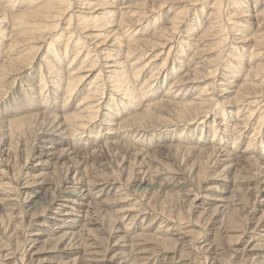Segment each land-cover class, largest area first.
Here are the masks:
<instances>
[{
  "label": "rangeland",
  "instance_id": "rangeland-1",
  "mask_svg": "<svg viewBox=\"0 0 264 264\" xmlns=\"http://www.w3.org/2000/svg\"><path fill=\"white\" fill-rule=\"evenodd\" d=\"M220 1L221 3L218 4ZM62 6H66L64 7L66 9ZM65 10L68 11L67 14ZM62 12H65V15ZM256 13H260L262 17L259 15L255 19L251 18ZM261 13L264 15V0H218V2L217 0H35V2L34 0H0V186L2 185L0 197L3 200L8 197V200L0 199V264H74L75 262L78 264L79 260L74 261L77 257L74 250L63 253L68 241L65 242V246L56 241V237L60 234L72 230L94 237L89 242L82 240L81 243L85 242L83 244L86 245L94 243L95 247H92L101 255L107 253V257L120 252L126 255L132 254L134 248H137V251L146 250L149 253L148 260L146 258L136 260L137 264H245V260L249 258L235 254L234 244L238 242L240 235L238 231H246L249 226L246 222L248 215L244 212L238 213L236 210L231 213V209L234 210V206L235 209L243 208V204H247L249 208L252 205L254 208L258 207L254 221L251 222L253 226L264 212V202L258 205L257 191H254L255 194H247L248 188L254 185V181L258 177H264V163H262L264 162V88H262L264 87L262 84L264 82V16ZM236 14L237 16L234 17ZM136 16L142 21L137 20ZM48 21L53 22L51 23L53 26ZM57 22L60 24L56 25ZM45 30L53 33H48L50 34L48 36L47 32L44 33ZM170 39L175 47L172 51L171 46L166 48ZM64 45L67 46L63 48ZM87 54L90 55L87 57ZM111 54L113 55L109 57ZM251 56L253 61L250 60ZM192 58L194 61H191ZM54 62L56 67L54 71H50L53 70L52 67L54 68ZM26 63H29L30 67ZM83 66H87L86 69ZM69 69L75 72L72 73ZM114 72L119 75L113 74ZM66 73L73 75L69 74L68 77ZM78 77L82 78V81ZM246 77H249V80ZM245 80L254 85L246 84ZM172 84L176 85L174 94L169 95L167 102H164L166 99L164 93ZM241 84L246 88L249 85L250 88H243ZM88 89L92 93L95 92V95ZM251 89L253 92H250ZM204 90H207V93ZM115 91L119 92L116 94ZM244 91H248V94L246 92L243 94ZM100 92L104 96H100ZM202 92L205 96H202ZM196 96L198 99L194 98ZM262 98L263 102H261ZM197 100L200 105L195 103ZM191 103L194 104L190 105ZM216 104L218 106L215 108ZM198 106L205 111L204 114ZM198 108L199 112L196 110ZM236 113L238 114L235 115ZM181 116H183L182 120ZM200 118L203 120H198ZM94 119L96 120L93 121ZM243 121L244 123L241 124ZM246 121L249 125L245 123ZM70 123H73V126ZM121 125L122 127L124 125L122 129H120ZM28 151L30 154L27 156ZM42 173L46 174L44 175L46 178ZM73 183L76 185L74 186ZM71 187H78L82 191L87 189V197L90 198L80 200L86 203L85 211L79 217H75L78 214L76 206L67 203L70 208H67L66 214H71L67 216V220H63L66 217L62 215L60 217L51 215L58 204H62L64 192ZM219 195L227 198L230 196L229 200H234L233 204L228 206L229 214L227 210L219 213L217 209L219 203L214 201V198L220 197ZM74 198L79 200V195H74ZM237 199L239 203H244L234 205ZM89 203H92V206ZM7 207H11L10 210ZM49 216L63 220L65 226L70 223L68 221L74 220V229L55 228L54 231L53 228L58 220L55 223L48 218ZM20 217L23 218L19 220ZM93 217L94 219H91ZM133 217L136 219H131ZM242 217L244 221L241 220ZM245 217L247 219H244ZM89 221L94 222L95 225L90 226V229L88 225L83 228V225L88 224ZM236 229L238 231L233 232ZM165 237L175 239L176 244ZM255 237L256 242L261 246L264 243L263 238L258 235ZM35 238L39 239L36 245L32 242ZM247 241V237L243 235L239 241L241 250L246 246ZM209 242H213L214 249H217L218 245L223 248L218 251V255H215V262L211 252L207 253V250L202 248ZM161 243L164 245L162 246ZM82 249L79 251L81 256L85 250ZM9 252L12 254L10 255ZM256 253L255 257L258 261L255 262L264 264V249L261 247ZM132 261V264L135 263Z\"/></svg>",
  "mask_w": 264,
  "mask_h": 264
},
{
  "label": "bare ground",
  "instance_id": "bare-ground-1",
  "mask_svg": "<svg viewBox=\"0 0 264 264\" xmlns=\"http://www.w3.org/2000/svg\"><path fill=\"white\" fill-rule=\"evenodd\" d=\"M52 1V0H51ZM58 1V0H57ZM63 1V0H62ZM108 1V0H107ZM172 1V0H171ZM197 1V0H196ZM30 2V1H29ZM28 2V3H29ZM32 2V1H31ZM34 2H35V0H34ZM38 1H36V3H37ZM50 2V1H49ZM67 2V1H66ZM75 2V1H74ZM82 2V1H81ZM102 2V1H101ZM195 2V1H194ZM201 2V1H200ZM217 2H218V0H217ZM41 3V2H40ZM44 3V2H43ZM54 3V2H53ZM57 3H59V2H57ZM87 3V2H86ZM108 3V2H107ZM221 3V1L218 3V4H220ZM31 4V3H30ZM39 4V3H38ZM65 4V3H64ZM63 4V5H64ZM239 4V3H238ZM237 4V5H238ZM35 5V4H34ZM33 5V6H34ZM51 5V4H50ZM91 5V4H90ZM95 4H93V6H94ZM215 5V4H214ZM241 5V4H240ZM36 6V5H35ZM42 6V5H41ZM47 6H48V4H47ZM58 6V5H57ZM66 6H67V3H66ZM66 6H62L63 7V9H66V8H64V7H66ZM103 6V5H102ZM216 6V5H215ZM40 7V6H39ZM43 7H45V6H43ZM70 7V6H69ZM214 7V6H213ZM217 7H218V5H217ZM217 7H215V8H217ZM241 7V6H240ZM57 8V7H56ZM55 8V9H56ZM105 8V7H104ZM237 8V7H236ZM50 9H51V7H50ZM62 9V10H63ZM67 9H69V8H67ZM72 9V8H71ZM86 9H88V8H86ZM122 9V8H121ZM148 9V8H147ZM39 10H41L40 8H39ZM42 10H43V8H42ZM47 10V9H46ZM49 10V9H48ZM47 10V11H48ZM70 10V9H69ZM96 10V9H95ZM158 10V9H157ZM215 10V9H214ZM217 10H218V8H217ZM217 10H215V12H217ZM244 10V9H243ZM59 11V10H58ZM64 11V10H63ZM126 11V10H125ZM139 11V10H138ZM143 11V10H142ZM219 11V10H218ZM30 12V11H29ZM43 12V11H42ZM50 12V11H49ZM61 12V11H60ZM65 12H66V10H65ZM64 12V13H65ZM68 12V11H67ZM67 12H66V14H67ZM124 12V11H123ZM122 12V13H123ZM127 13H129L128 11H126ZM148 12V11H147ZM213 12V11H212ZM47 14H48V12H46ZM55 13V12H54ZM63 13V12H62ZM63 13V14H64ZM121 13V14H122ZM130 13H132V12H130ZM135 13V12H134ZM134 13H133V15H134ZM138 13H141V12H138ZM163 13V12H162ZM262 13H263V11H262ZM261 13V14H262ZM51 14V13H50ZM61 14V13H60ZM62 14V15H63ZM70 14V13H69ZM112 14H114V13H112ZM146 14V13H145ZM153 14H154V12H153ZM212 14V13H211ZM214 14H216V13H214ZM219 14H221V13H219ZM218 14V15H219ZM239 14H241L240 12H239ZM238 14V15H239ZM245 14V13H244ZM33 15V14H32ZM65 15V14H64ZM151 15V14H150ZM209 15H210V12H209ZM250 15V14H249ZM260 15V13L258 14V13H256V14H254L251 18H253V19H255L256 18V16H259ZM263 15V14H262ZM52 16V15H51ZM56 16V15H55ZM103 16V15H102ZM108 16V15H107ZM116 16V15H115ZM141 16V15H140ZM146 16H148L147 14H146ZM212 16V15H211ZM237 16V14L234 16V17H236ZM240 16H242V15H240ZM244 16V15H243ZM261 16V15H260ZM264 16V15H263ZM48 17H50V16H48ZM54 17V16H53ZM61 17V16H60ZM71 17H72V15H71ZM104 17V16H103ZM106 17V16H105ZM104 17V18H105ZM114 17V16H113ZM137 17L138 16H136V19H137ZM209 17V16H208ZM207 17V18H208ZM215 17V16H214ZM218 17V16H217ZM229 17V16H228ZM262 17V16H261ZM106 18H108V17H106ZM139 18V17H138ZM211 18V17H210ZM244 18V17H243ZM259 18V17H258ZM25 19H26V17H25ZM46 19V18H45ZM48 19V18H47ZM50 19V18H49ZM56 19V18H55ZM99 19V18H98ZM98 19H97V21H98ZM101 19V18H100ZM140 19H142L141 17H140ZM209 19V18H208ZM247 19V18H246ZM245 19V20H246ZM36 20V19H35ZM41 20V19H40ZM51 20V19H50ZM53 20V19H52ZM71 20V19H70ZM102 20V19H101ZM111 20H113V18L111 19ZM110 20V21H111ZM137 20H139V19H137ZM145 20V19H144ZM143 20V21H144ZM220 20V19H219ZM219 20H218V22H219ZM257 20V19H256ZM39 21V20H38ZM45 21V20H44ZM122 21H124V19L122 20ZM121 21V22H122ZM126 21V20H125ZM139 21H142V20H139ZM139 21H136V23H140L141 24V22H139ZM174 21V20H173ZM177 21V20H176ZM182 21V20H181ZM207 21V20H206ZM210 21V20H209ZM214 21V20H213ZM213 21H212V23H213ZM221 22H223V20L221 19L220 20ZM49 22V21H48ZM53 22H55V20L53 21ZM53 22H51V23H53ZM60 22H61V20H60ZM106 22V21H105ZM108 22V21H107ZM129 22V21H128ZM178 22H180V21H178ZM247 22V21H246ZM24 23H25V21H24ZM27 23V22H26ZM50 23V22H49ZM50 23V24H51ZM110 23V22H109ZM108 23V24H109ZM130 23H131V21H130ZM175 23V22H174ZM181 23V22H180ZM206 23V22H205ZM249 23H252V22H249ZM248 23V24H249ZM28 24V23H27ZM43 24H45V23H43ZM56 24V23H55ZM54 24V25H55ZM60 23H58L57 22V24L56 25H59ZM182 24V23H181ZM218 24V23H217ZM257 24V23H256ZM33 25V24H32ZM48 25V24H47ZM46 25V26H47ZM52 26H53V24H51ZM112 25V24H111ZM131 25V24H130ZM180 25V24H179ZM198 25V24H197ZM209 25V24H208ZM215 25H216V22H215ZM250 25H252V24H250ZM249 25V26H250ZM254 25V24H253ZM24 26V25H23ZM45 26V27H46ZM50 26V25H49ZM126 26V25H125ZM124 26V27H125ZM137 26H138V24H137ZM176 26H178L177 24H176ZM181 26V25H180ZM179 26V27H180ZM210 26V25H209ZM208 26V27H209ZM213 26H214V24H213ZM216 26H218V25H216ZM215 26V27H216ZM236 26V25H235ZM34 27V26H33ZM32 27V28H33ZM36 27V26H35ZM58 27H60V26H58ZM70 27V26H69ZM112 27V26H111ZM172 27V26H171ZM214 27V28H215ZM219 27V26H218ZM224 27H226V26H224ZM223 27V28H224ZM237 27V26H236ZM254 27V26H253ZM37 28V27H36ZM57 28V27H56ZM109 28H110V26H109ZM127 28H129V27H127ZM217 28V27H216ZM221 28V27H220ZM244 28V27H243ZM30 29V28H29ZM39 29H41V28H39ZM53 29H55V28H53ZM66 29V28H65ZM124 29H126V28H124ZM123 29V30H124ZM174 29V28H173ZM176 29V28H175ZM209 29V28H208ZM218 29V28H217ZM52 30V29H51ZM58 30V29H57ZM119 30V29H118ZM122 30V29H121ZM129 30V29H128ZM214 29H212V31H213ZM223 30V29H222ZM236 30V29H235ZM246 30V29H245ZM22 31V30H21ZM41 31V30H40ZM39 31V32H40ZM48 30H45V32L44 33H46ZM54 31H56V30H54ZM68 31V30H67ZM125 31H127V30H125ZM172 31H175V30H172ZM206 31V30H205ZM224 31V30H223ZM38 32V31H37ZM52 31H49V32H47V35H48V33H51ZM101 32V31H100ZM118 32V31H117ZM177 32V31H176ZM235 32V31H234ZM242 32V31H241ZM32 33H34V32H32ZM53 33V32H52ZM237 34L238 33H240V32H236ZM22 34V33H21ZM102 34V33H101ZM100 34V35H101ZM105 34V33H104ZM241 34V33H240ZM246 34V33H245ZM244 34V35H245ZM42 35V34H41ZM41 35H39V36H41ZM50 35V34H49ZM48 35V36H49ZM74 35V34H73ZM176 35V34H175ZM236 35V34H235ZM43 36V35H42ZM72 36V35H71ZM23 37V36H22ZM30 37V36H29ZM72 37H74V36H72ZM94 37V36H93ZM117 37V36H116ZM176 37V36H175ZM68 38V37H67ZM69 38H70V36H69ZM172 38V37H171ZM238 38V37H237ZM46 39H47V37H46ZM60 39V38H59ZM80 39V38H79ZM161 39V38H160ZM202 39V38H201ZM236 39V38H235ZM246 38H244V40H245ZM21 40V39H20ZM58 40V39H57ZM99 40V39H98ZM238 40V39H237ZM1 41V40H0ZM27 41V40H26ZM25 41V42H26ZM70 41H71V38H70ZM121 41V40H120ZM168 41V40H167ZM197 41H198V39H197ZM225 41V40H224ZM233 41H236V40H233ZM248 41V40H247ZM250 41V40H249ZM33 42V41H32ZM38 42V41H37ZM41 42V41H40ZM58 42V41H57ZM195 42V41H194ZM199 42V41H198ZM232 42V41H231ZM240 42H242L241 41V39H240ZM244 42V41H243ZM43 43V42H42ZM139 43V42H138ZM137 43V44H138ZM168 44L166 45V48H168V47H170L171 46V48H170V50L172 51L173 49H175V47H174V43L172 42V39H170L169 40V42H167ZM173 43V44H172ZM259 43V42H258ZM38 44V43H37ZM68 44V43H67ZM152 44V43H151ZM54 45V44H53ZM135 45V44H134ZM237 45V44H236ZM259 45H260V43H259ZM65 46H67V45H64V47L63 48H65ZM85 46V45H84ZM101 46V45H100ZM115 46V45H114ZM141 46H143V45H141ZM155 46V45H154ZM157 46V45H156ZM199 46V45H198ZM55 47V46H54ZM68 47H69V44H68ZM79 47V46H78ZM103 47V46H102ZM140 47V46H139ZM258 47V46H257ZM137 48H138V46H137ZM163 48V47H162ZM241 48V47H240ZM253 48H255V46L253 47ZM253 48H252V50H253ZM140 49V48H139ZM138 49V50H139ZM155 50V49H154ZM169 50V52H171ZM81 51V50H80ZM79 51V52H80ZM108 51H110V50H108ZM153 51V50H152ZM163 51V53H164V50H162ZM161 51V52H162ZM235 51V50H234ZM243 51V50H242ZM255 50H253L252 52H254ZM105 52V51H104ZM151 52V51H150ZM65 53V52H64ZM68 53V52H67ZM89 53H91V52H89ZM106 53H108V52H106ZM52 54H54V53H52ZM55 54H57V53H55ZM80 54V53H79ZM92 54V53H91ZM161 54V53H160ZM239 54V53H238ZM241 54V53H240ZM256 54V53H255ZM260 54V53H259ZM81 55V54H80ZM88 55H90V54H87V57H88ZM105 55V54H104ZM113 54H111V55H109V57L110 56H112ZM158 55V54H157ZM156 55V56H157ZM261 55V54H260ZM119 56V55H118ZM219 56V55H218ZM217 56V57H218ZM253 57H254V55H252ZM251 56V57H252ZM28 57V56H27ZM33 57H36V56H34L33 55ZM53 57V56H52ZM60 57V56H59ZM58 57V58H59ZM76 57H77V55H76ZM90 57V56H89ZM233 57H235V56H233ZM253 57L252 58H250V60H254L253 59ZM66 58H67V56H66ZM131 58V57H130ZM130 58H128V59H130ZM230 58H232V57H230ZM260 58V57H259ZM53 59V58H52ZM61 59V58H60ZM59 59V60H60ZM90 59V58H89ZM127 59V60H128ZM158 59V58H157ZM239 59H241V58H239ZM75 60H76V58H75ZM122 60V59H121ZM126 60V61H127ZM166 60V59H165ZM196 60V59H195ZM219 60H220V58H219ZM16 61V60H15ZM53 61H54V59H53ZM61 61V60H60ZM117 61V60H116ZM120 61V60H119ZM125 61V62H126ZM191 61H194V59L192 58L191 59ZM218 61V60H217ZM238 61V60H237ZM251 61V62H252ZM57 62V61H56ZM74 62V61H73ZM122 62H124V61H122ZM234 62V61H233ZM33 63V62H32ZM75 63V62H74ZM84 63V62H83ZM191 63H193V62H191ZM215 63V62H214ZM218 63V62H217ZM27 64V66H28V64L29 63H26ZM54 65V68L52 67L51 69H53V70H50V71H54V69H55V67H56V65H55V62L53 63ZM119 64V63H118ZM216 64V63H215ZM15 65V64H14ZM46 65V64H45ZM85 65V64H84ZM119 65H121V64H119ZM118 65V66H119ZM149 65V64H148ZM190 65V64H189ZM5 66V65H4ZM49 66V65H48ZM116 66V65H115ZM128 66V65H127ZM126 66V67H127ZM146 66V65H145ZM28 67H30V66H28ZM85 69H86V67L85 66H83ZM113 67V66H112ZM133 67V66H132ZM198 66L196 65V68H197ZM218 68H220L219 66H217ZM20 68H21V66H20ZM25 68H27V67H25ZM48 68H50V67H48ZM92 68V67H91ZM115 68V67H114ZM117 68V67H116ZM121 68V67H120ZM133 68H135V67H133ZM148 68V67H147ZM215 68V67H214ZM44 69V68H43ZM58 69V68H57ZM130 69V68H129ZM143 69H144V67H143ZM179 69V68H178ZM251 69V68H250ZM19 70V69H18ZM48 70V71H49ZM60 70V69H59ZM84 70V69H83ZM116 70V69H115ZM119 70V69H118ZM123 70V69H122ZM121 70V71H122ZM134 70V69H133ZM212 70V69H211ZM47 71V72H48ZM69 71H70V69H69ZM86 71V70H85ZM88 71V70H87ZM90 71V70H89ZM207 71V70H206ZM213 71V70H212ZM225 71H227V70H225ZM4 72V71H3ZM13 72V71H12ZM21 72V71H20ZM70 72H72V71H70ZM75 72V71H74ZM74 72H72V73H74ZM76 72H77V70H76ZM79 72V71H78ZM106 72V71H105ZM113 72V71H112ZM115 72H117L118 73V71H115ZM113 73V74H116V73ZM123 72V71H122ZM133 72V71H132ZM135 72V71H134ZM133 72V73H134ZM192 72V71H191ZM260 72V71H259ZM258 72V73H259ZM56 73H57V71H56ZM83 73V72H82ZM101 73V72H100ZM136 73H137V71H136ZM209 73V72H208ZM207 73V74H208ZM257 73V74H258ZM9 74V73H8ZM17 74V73H16ZM46 74V73H45ZM48 74V73H47ZM66 74H68L67 76L69 77V74H71V73H66ZM81 74V73H80ZM103 74V73H102ZM123 74V73H122ZM158 74V73H157ZM166 74H168V73H166ZM189 75H192V74H190V73H188ZM257 74H255V75H257ZM7 75V74H6ZM50 75V74H49ZM73 74H71V76H72ZM104 75V74H103ZM117 75V74H116ZM119 75V74H118ZM117 75V76H118ZM126 75H128V74H126ZM134 75H136V74H134ZM137 75H139V74H137ZM153 75V74H152ZM160 75V74H159ZM165 75V74H164ZM260 75V74H259ZM74 76H75V74H74ZM106 76V75H105ZM110 76V75H109ZM194 76V75H193ZM234 76V75H233ZM249 76V75H248ZM254 75H251V77H253ZM16 77V76H15ZM43 77H45V76H43ZM64 77V76H63ZM81 77H82V75H81ZM86 77H87V75H86ZM85 77V78H86ZM104 77V76H103ZM119 77H121V76H119ZM130 77V76H129ZM136 77V76H135ZM138 77V76H137ZM188 77V76H187ZM251 77H250V80H251ZM261 77V76H260ZM259 77V78H260ZM41 78V77H40ZM71 78V77H70ZM77 78V77H76ZM76 78H74V79H76ZM83 78V77H82ZM81 78V79H82ZM84 78V79H85ZM89 78V77H88ZM96 78H97V75H96ZM107 78V77H106ZM113 78V77H112ZM115 78V77H114ZM157 78V77H156ZM167 78V77H166ZM165 78V79H166ZM195 78V77H194ZM247 78V77H246ZM249 78V77H248ZM247 78V79H248ZM256 78H258V76L256 77ZM3 79H5V78H3ZM17 79V78H16ZM15 79V80H16ZM43 79V78H42ZM65 79H67V77H65ZM78 79L79 80H81L80 79V77H78ZM99 79V78H98ZM116 79V78H115ZM154 78L152 77V81H154L153 80ZM193 79V78H192ZM224 79V78H223ZM227 79V78H226ZM253 79H255V78H253ZM252 79V80H253ZM54 80V79H53ZM69 80V79H68ZM67 80V81H68ZM93 80V79H92ZM95 80H97V79H95ZM104 80V79H103ZM157 79H155V81H156ZM183 80V79H182ZM194 80H196V79H194ZM249 80V79H248ZM248 80H245L244 82H246L247 81V83L246 84H249L250 86H251V84H253V83H251L250 84V82L248 81ZM43 81V80H42ZM57 81V80H56ZM60 81V80H59ZM72 81V80H71ZM76 81H78L77 79H76ZM82 81V80H81ZM80 81V82H81ZM109 81V80H108ZM114 81V80H113ZM113 81H111V82H113ZM178 81V80H177ZM258 81V80H257ZM262 81V80H261ZM104 82V81H103ZM106 82V81H105ZM116 82V81H115ZM124 82V81H123ZM183 82V81H182ZM227 82H229V79H228V81ZM243 82V84H245ZM253 82V81H252ZM256 82V81H255ZM263 82V81H262ZM261 82V83H262ZM45 83V82H44ZM79 83V82H78ZM95 83V82H94ZM108 83V82H107ZM117 83V82H116ZM189 83H190V80H189ZM195 83V82H194ZM197 83H198V81H197ZM232 83V82H231ZM258 83V82H257ZM260 83V84H261ZM41 84V83H40ZM60 84H61V82H60ZM67 84H70V83H67ZM66 84V85H67ZM92 84V83H91ZM99 83H97V85H98ZM106 84V83H105ZM146 84V83H145ZM145 84L143 85V86H145ZM176 85H177V83H175ZM171 85V87L169 88V89H167V91L164 93V96H166V99L164 100V102H167V97L169 96V95H171V94H174V86H176V85ZM178 84H180L179 83V81H178ZM221 84V83H220ZM246 84L244 85V86H246ZM263 85H264V82L262 83ZM262 84H261V87H262ZM78 85V84H77ZM102 85V84H101ZM109 85V84H108ZM111 85V84H110ZM109 85V86H110ZM113 85H117V84H113ZM126 86L128 85V84H125ZM154 85V84H153ZM158 85V84H157ZM191 85V84H190ZM230 85V84H229ZM242 85V84H241ZM249 85H248V88H246V87H243V85H242V87L243 88H246V89H249L250 87H249ZM254 85V84H253ZM259 85V84H258ZM90 86V85H89ZM93 86H94V84H93ZM95 86H96V84H95ZM112 86V85H111ZM120 86V85H119ZM185 86V85H184ZM228 86V85H227ZM260 86V85H259ZM43 87V86H42ZM67 87L68 86H66V89H67ZM98 88H99V86H97ZM114 87V86H113ZM116 87H118V86H116ZM178 87V86H177ZM180 87V86H179ZM187 87V86H186ZM255 87V86H254ZM60 88V87H59ZM70 88V87H69ZM94 88V87H93ZM92 87H91V89H93ZM111 88V87H110ZM122 88V87H121ZM129 88V87H128ZM176 88V87H175ZM188 88V87H187ZM191 88V87H190ZM242 88V89H243ZM253 88V87H252ZM262 88H264V87H262ZM61 89V88H60ZM90 89V88H89ZM88 89V90H89ZM104 89H105V86H104ZM120 89V88H119ZM133 89V88H132ZM142 89V88H141ZM184 89V88H183ZM210 89V88H209ZM226 89V88H225ZM224 89V90H225ZM256 89V88H255ZM255 89H254V91H255ZM42 90V89H41ZM68 90V89H67ZM100 91H102L101 89H99ZM145 90V89H144ZM179 90V89H178ZM244 90V89H243ZM252 90V89H251ZM250 90V92H253V90L251 91ZM264 90V89H263ZM44 91V90H43ZM90 91V90H89ZM93 91V90H92ZM95 91V90H94ZM106 91V90H105ZM121 91V90H120ZM129 91H131V88L129 89ZM134 91V90H133ZM141 91H143V90H141ZM185 91V90H184ZM205 91V90H204ZM212 91V90H211ZM215 91V90H214ZM226 91H227V89H226ZM238 91H240V90H238ZM238 91H236L237 93H238ZM116 92V91H115ZM119 92V91H118ZM118 92H116V94L118 93ZM128 92V91H127ZM135 92H136V90H135ZM206 93H207V90L205 91ZM235 92V93H236ZM245 92L247 93L248 91H244V93L243 94H245ZM249 92V93H250ZM259 92H260V90H259ZM55 93V92H54ZM90 93H92L91 91H90ZM90 93H89V95H90ZM95 93V92H94ZM94 93H92L93 95H95ZM97 93H99L98 91H97ZM179 93V92H178ZM184 93V92H183ZM186 93V92H185ZM216 93V92H215ZM231 93H233V92H231ZM230 93V94H231ZM256 93H258V91L256 92ZM255 93V94H256ZM7 94V93H6ZM130 94V93H129ZM134 94V93H133ZM191 94V93H190ZM227 94V93H226ZM239 94V93H238ZM248 94V93H247ZM246 94V95H247ZM251 94H253V93H251ZM261 94H263V93H261ZM3 95V94H2ZM30 95V94H29ZM131 95V94H130ZM177 95V94H176ZM181 95H182V92H181ZM180 95V96H181ZM187 95V94H186ZM201 95V94H200ZM199 95V96H200ZM236 95V94H235ZM259 95V94H258ZM58 96V95H57ZM91 96V95H90ZM100 96H104L103 95V93H102V95H101V92H100ZM190 96V95H189ZM193 96V95H192ZM202 96H205L204 95V93L202 92ZM212 96V95H211ZM237 97H240V95H236ZM242 96V95H241ZM249 96V95H248ZM256 96H257V94H256ZM261 96H263V95H261ZM110 97V96H109ZM113 96H112V94H111V98H112ZM132 97V96H131ZM143 97V96H142ZM183 98H184V95L182 96ZM187 97V96H186ZM198 96H196V97H194V98H196V99H198L197 98ZM201 97V96H200ZM200 97H199V100H200ZM247 97V96H246ZM96 98V97H95ZM104 98V97H103ZM102 98V99H103ZM188 98V97H187ZM191 98V97H190ZM193 98V97H192ZM194 98H193V100H194ZM214 98V97H213ZM212 98V99H213ZM264 98V97H263ZM263 98H262V100H261V102H263ZM96 99H98V98H96ZM106 99H107V97H106ZM177 99V98H176ZM248 99H250V97L248 98ZM254 99H257V98H254ZM90 100V99H89ZM101 100V99H100ZM111 100V99H110ZM172 100V99H171ZM201 100H202V98H201ZM209 100H211V99H209ZM223 100H225V99H223ZM235 100V99H234ZM240 100H241V98H240ZM243 100V99H242ZM29 101V100H28ZM98 101V100H97ZM122 101V100H121ZM169 101V100H168ZM195 101V100H194ZM212 101V100H211ZM210 101V102H211ZM213 101H215V100H213ZM238 101H239V99H238ZM248 101V100H247ZM258 100H256V102H257ZM259 101H260V99H259ZM137 102H138V99H137ZM170 102V101H169ZM190 102H192V101H190ZM190 102H188V104L190 103ZM198 102V100L195 102L196 104H201V103H197ZM237 102V101H236ZM253 102V101H252ZM251 102V103H252ZM92 103V102H91ZM95 103V102H94ZM121 103V102H120ZM123 103V102H122ZM130 103V102H129ZM129 103H127V105L129 104ZM212 103V102H211ZM216 103H217V101H216ZM223 103V102H222ZM239 103V102H238ZM237 103V104H238ZM244 103H245V101H244ZM247 103V102H246ZM250 103V104H251ZM255 102H253V104H254ZM96 104V103H95ZM180 104H181V102H180ZM188 104H186V105H188ZM194 103H191L190 105H193ZM195 104V105H196ZM204 104V103H203ZM210 104V103H209ZM233 104V103H232ZM235 104V103H234ZM240 104V103H239ZM249 104V103H248ZM256 104V103H255ZM54 105V104H53ZM123 105V104H122ZM129 105H131V104H129ZM182 106H183V103L181 104ZM185 105V104H184ZM189 105V106H190ZM211 105V104H210ZM220 105V104H219ZM243 105V104H242ZM259 105H260V103H259ZM91 106H93V105H91ZM98 107H99V105H97ZM212 106H213V104H212ZM218 105L216 104V106H215V108L217 107ZM221 106V105H220ZM227 106V105H226ZM238 106V105H237ZM240 106V105H239ZM251 106V105H250ZM81 107V106H80ZM101 107V106H100ZM199 107V106H198ZM223 107V106H222ZM243 107H245V106H243ZM243 107H241L242 109H244ZM248 107V105L246 106V108ZM256 107V106H255ZM126 108H128V107H126ZM196 108V107H195ZM200 108V107H199ZM199 108L198 109H196L197 110V112H199L198 110H199ZM214 108V109H215ZM239 108V107H238ZM257 108V107H256ZM91 109V108H90ZM109 109H111L110 107H109ZM205 109V108H204ZM211 109H213V108H211ZM261 109H262V107H261ZM260 109V110H261ZM95 110H96V107H95ZM98 110V109H97ZM200 110H201V108H200ZM260 110H259V112H260ZM202 111V110H201ZM212 111V110H211ZM214 111V110H213ZM222 111H224V110H222ZM255 111H257V109L255 110ZM255 111H254V113H255ZM78 112V111H77ZM99 112V111H98ZM183 112V111H182ZM205 113V111H202V113ZM249 112H251V111H249ZM258 112V113H259ZM74 113H76V112H74ZM181 113V112H180ZM195 113V112H194ZM203 113V114H204ZM223 113V112H222ZM239 113H241L240 112V110H239ZM244 113V112H243ZM257 113V112H256ZM45 114V113H44ZM90 114V113H89ZM183 114H184V112H183ZM182 114V115H183ZM199 115H201L200 113H198ZM207 114V113H206ZM209 114V113H208ZM238 113H236L235 115H237ZM251 113H249V115H250ZM262 114H263V111H262ZM32 115V114H31ZM35 115V114H34ZM80 115V114H79ZM96 115V114H95ZM181 115V114H180ZM185 115V114H184ZM196 115V114H195ZM243 115V114H242ZM259 115V114H258ZM97 116V115H96ZM186 116V115H185ZM189 116H191V115H189ZM196 116H198V115H196ZM246 116V115H245ZM45 117V116H44ZM67 117H69V115L67 116ZM71 117H73L72 116V114H71ZM83 117V116H82ZM81 117V118H82ZM182 117L183 116H181V120H182ZM200 117V116H199ZM199 117H197V118H199ZM206 117V116H205ZM242 117V116H241ZM247 117V116H246ZM263 117H264V115H263ZM81 118H79V120L81 119ZM89 118V117H88ZM88 118H87V120H88ZM97 118V117H96ZM190 118H192V116L190 117ZM196 118V117H195ZM253 118V117H252ZM36 119V118H35ZM50 119V118H49ZM85 119H86V117H85ZM92 119V118H91ZM108 119V118H107ZM178 119H179V116H178ZM231 119V118H230ZM238 119H240V118H238ZM242 119L243 118H241V120L240 121H242ZM262 118H260V120H261ZM44 120V119H43ZM68 120V119H67ZM90 120V119H89ZM96 119H94L93 121H95ZM135 120V119H134ZM137 120V119H136ZM135 120V121H136ZM183 120H184V118H183ZM197 120V119H196ZM198 120H203V119H198ZM246 120H248L247 118H246ZM42 121V120H41ZM77 121V120H76ZM92 121V122H93ZM239 121V122H240ZM46 122V121H45ZM56 122V121H55ZM75 122V121H74ZM103 122V121H102ZM107 122H109V121H107ZM111 122V121H110ZM125 122V121H124ZM180 122V121H179ZM198 122V121H197ZM262 122V121H261ZM260 122V124H262ZM114 123V122H113ZM181 123V122H180ZM180 123H178V124H180ZM182 123H183V121H182ZM186 123V122H185ZM202 123V122H201ZM242 123H244V121L243 122H241V124ZM246 124H247V121L245 122ZM66 124H68V123H66ZM71 124V123H70ZM73 124V123H72ZM71 124V125H72ZM84 123H82V125H83ZM122 124H123V122H122ZM127 124V123H126ZM178 124H177V126H178ZM237 124H238V122H237ZM251 124V123H250ZM91 125V124H90ZM112 125V124H111ZM186 125V124H185ZM247 125H249V124H247ZM73 126V125H72ZM71 126V127H72ZM74 126H77L76 124H74ZM108 126V125H107ZM126 126V125H125ZM174 126V125H173ZM239 126H241V125H239ZM243 126V125H242ZM258 126H259V124H258ZM88 127V126H87ZM112 127V126H111ZM121 128L120 129H122L123 127H124V125H123V127H122V125L120 126ZM139 127V126H138ZM169 127V126H168ZM221 127V126H220ZM224 127V126H223ZM228 127V126H227ZM236 127V126H235ZM247 127H249V126H247ZM257 127V126H256ZM67 128V127H66ZM77 128H78V126H77ZM109 128V127H108ZM128 128H130L129 127V125H128ZM179 128V127H178ZM243 128V127H242ZM260 128V127H259ZM53 129V128H52ZM52 129H51V131H52ZM135 129V128H134ZM180 129V128H179ZM246 129V128H245ZM261 129V128H260ZM57 130H58V128H57ZM57 130H55V131H57ZM63 130V129H62ZM66 130V129H65ZM70 130V129H69ZM110 130V129H109ZM114 130V129H113ZM129 130H131V128L129 129ZM143 130H145V129H143ZM227 130V129H226ZM229 130V129H228ZM64 131V130H63ZM231 131H232V129H231ZM61 132V131H60ZM67 132V131H66ZM65 132V133H66ZM69 132H71V131H69ZM74 132V131H73ZM79 132V131H78ZM142 132V131H141ZM226 132V131H225ZM239 133H242V131L240 132V131H238ZM253 132V131H252ZM257 132V131H256ZM261 132V131H260ZM41 133V132H40ZM76 133H77V131H76ZM219 133H221V132H219ZM62 134V133H61ZM235 134V133H234ZM253 134V133H252ZM258 134H259V129H258ZM71 135V134H70ZM223 135V134H222ZM233 135V134H232ZM242 135V134H241ZM256 135H257V133H256ZM42 136V135H41ZM64 136V135H63ZM137 136V135H136ZM40 137V136H39ZM71 137V136H70ZM138 137V136H137ZM148 137V136H147ZM171 137V136H170ZM235 137V136H234ZM68 138V137H67ZM139 139V138H138ZM235 139H237V138H235ZM239 139V138H238ZM187 140H188V138H187ZM263 140V139H262ZM191 141V140H190ZM222 141V140H221ZM238 141V140H237ZM199 142V141H198ZM223 142V141H222ZM264 142V141H263ZM221 144V143H220ZM225 144V143H224ZM263 144V143H262ZM215 145V144H214ZM226 145V144H225ZM233 145H235L234 143H233ZM197 146V145H196ZM220 146V145H219ZM141 147V146H140ZM199 147V146H198ZM198 147H196V150H197V148ZM212 147H213V145H212ZM215 147V146H214ZM213 147V148H214ZM259 147H260V145H259ZM48 148H50V147H48ZM216 148V147H215ZM232 148H233V146H232ZM69 149H70V147H69ZM179 149V148H178ZM190 149V148H189ZM217 149H218V147H217ZM230 149V148H229ZM247 149V148H246ZM256 149V148H255ZM50 150V149H49ZM54 150V149H53ZM63 150V149H62ZM65 150L67 151V149L65 148ZM195 150V149H194ZM219 150H221L220 149V147H219ZM43 151V150H42ZM64 151V150H63ZM69 151V150H68ZM229 151V150H228ZM228 151H226L227 153H228ZM246 152H247V150H245ZM249 151V150H248ZM29 152V151H28ZM26 153L27 154V156H28V154H30V152L29 153ZM74 152V151H73ZM73 152H70V153H73ZM216 152V151H215ZM219 152V151H218ZM225 152V153H226ZM231 152V151H230ZM246 152H244L245 154H246ZM65 153V152H64ZM201 153H203V152H201ZM212 153V152H211ZM217 153V152H216ZM25 154V155H26ZM50 154V153H49ZM61 154V153H60ZM65 155V154H64ZM71 155V154H70ZM222 155V154H221ZM248 155V154H247ZM41 156V155H40ZM49 156V155H48ZM47 156V157H48ZM54 156V155H53ZM58 156V155H57ZM63 156V155H62ZM213 156V155H212ZM43 157H44V155H43ZM216 157H218V156H216ZM230 157V156H229ZM249 157H250V155H249ZM248 157V158H249ZM51 158H53V157H51ZM233 158H235V157H233ZM232 158V159H233ZM241 158V157H240ZM239 158V159H240ZM251 158H252V160H253V157L251 156ZM53 159H55V158H53ZM63 159V158H62ZM218 159V158H217ZM237 159V158H236ZM238 159V160H239ZM52 160V159H51ZM51 160H49L50 162H52L53 163V161H51ZM61 160V159H60ZM234 160V159H233ZM48 161V160H47ZM219 161V160H218ZM223 161H227V160H223ZM231 161V160H230ZM250 162V161H249ZM47 163V162H46ZM235 163V162H234ZM262 163H264V162H262ZM58 164V163H57ZM232 165H233V163H231ZM237 164V163H236ZM38 165V164H37ZM43 165V164H42ZM235 165V164H234ZM233 165V166H234ZM47 166V165H46ZM229 166V165H228ZM259 166V165H258ZM48 167V166H47ZM51 168V167H50ZM52 168H54V167H52ZM227 168H229V167H227ZM226 168V169H227ZM72 169V168H71ZM231 169H232V167H231ZM230 169V170H231ZM75 171H77V170H75ZM229 171V170H228ZM256 171V170H255ZM240 172V171H239ZM262 173V172H261ZM25 174V173H24ZM23 174V175H24ZM43 174V173H42ZM22 175V176H23ZM40 176H41V174H39ZM46 176V174H43V176ZM64 175V174H63ZM67 175V174H66ZM172 175V174H171ZM260 175H262V174H260ZM28 176V175H27ZM35 176V175H34ZM44 176V177H45ZM255 176V175H254ZM257 176V175H256ZM25 177H26V175H25ZM25 177H24V179H25ZM29 177H30V174H29ZM38 177V175L36 176V178ZM42 177V176H41ZM65 177H67V176H65ZM250 177V176H249ZM248 177V178H249ZM46 178V177H45ZM147 178V177H146ZM252 178V177H251ZM259 178V177H258ZM256 179V181H254V185L251 187H249L248 188V193L247 194H250V193H254V191L256 190L257 191V193L259 194V200L257 201L258 202V205H261V204H263V202H264V177L263 176H261L259 179ZM28 179V178H27ZM30 179V178H29ZM29 179H28V181H29ZM74 179H76V178H74ZM252 179H254V178H252ZM34 180V179H33ZM38 180V179H37ZM250 180V179H249ZM249 180H247V181H249ZM27 180H25V182H26ZM27 181V182H28ZM30 181H31V179H30ZM35 181V180H34ZM62 181H65V180H62ZM61 181V182H62ZM39 182V181H38ZM182 182V181H181ZM1 183V182H0ZM36 183V182H35ZM43 183V182H42ZM67 183V182H66ZM108 183V182H107ZM114 183V182H113ZM171 183V182H170ZM246 183H248V182H246ZM30 184H31V182H30ZM37 184V183H36ZM74 184V186L76 185V183H73ZM88 184V183H87ZM109 184V183H108ZM174 184V183H173ZM177 184H178V182H177ZM182 184H184L183 182H182ZM23 186H24V183L22 184ZM78 185V184H77ZM180 185V184H179ZM185 185V184H184ZM9 186V185H8ZM29 186V185H28ZM52 186V185H51ZM94 186V185H93ZM98 186V185H97ZM117 186V185H116ZM190 186V185H189ZM1 188H2V185L0 186ZM25 187V186H24ZM27 187V186H26ZM35 187V186H34ZM90 187V186H89ZM180 187V186H179ZM183 187H185V186H183ZM8 187H6V189H7ZM64 188V187H63ZM62 188V189H63ZM174 188H175V186H174ZM177 188V187H176ZM187 188V187H186ZM37 189V188H36ZM35 189V190H36ZM11 190V189H10ZM20 190V189H19ZM101 190V189H100ZM180 190V189H179ZM238 190V189H237ZM21 191V190H20ZM89 191V190H88ZM173 191H175V190H173ZM184 191V190H183ZM247 191V190H246ZM2 192V191H1ZM5 192V191H4ZM8 192V191H7ZM11 192H12V190H11ZM63 192V191H62ZM100 192V191H99ZM176 192V191H175ZM175 192H174V194H175ZM15 193V192H14ZM23 193V192H22ZM65 196H64V198L62 199V204H58V207L57 208H55V211H54V213L53 214H51V215H58V217H60L61 215L62 216H64V217H66V219H63V220H67V216H71V214L70 213H67L66 214V212H67V208H70V206H68V205H66L67 203H69V204H71V205H73V206H76V208H77V212H78V214L75 216V214L73 215V217L75 216V217H79L82 213H83V211H85V207H87L86 206V203L84 202V201H82V202H80V200H84V199H87L88 197H87V189L86 190H83L82 191V189H80V188H78V187H75V188H68L65 192ZM109 193V192H108ZM241 193V192H240ZM2 194V193H1ZM11 194H13V193H11ZM17 194V193H16ZM28 194V193H27ZM26 194V195H27ZM62 194V193H61ZM76 194H78L79 195V200L77 199V198H74V195H76ZM95 194V193H94ZM104 194H106V193H104ZM231 194V193H230ZM243 194V193H242ZM255 194V193H254ZM3 195V194H2ZM7 195H9V194H7ZM14 195V194H13ZM21 195V194H20ZM19 195H17V197H18ZM60 196V195H59ZM94 196V195H93ZM220 196V195H219ZM252 196V195H251ZM3 197V196H2ZM15 197V196H14ZM28 197V196H27ZM56 197H58V196H56ZM230 197V196H229ZM229 197L227 198V197H223V196H220V197H216V198H214L215 200L214 201H217L218 203H219V207H217V209H219L218 211H219V213L221 214L222 212H224V211H226L227 210V214H229V212H228V206H230V204H233V202H234V200H232V201H230L229 200ZM232 197V196H231ZM246 197V196H245ZM248 197V196H247ZM7 198V200H8V197H6ZM5 198V199H6ZM12 198V197H11ZM10 198V199H11ZM90 198V197H89ZM88 198V199H89ZM213 198V197H212ZM0 199L2 200V201H4L1 197H0ZM9 199V200H10ZM19 199V198H18ZM55 199V198H54ZM65 199V200H64ZM93 199V198H92ZM125 199V198H124ZM127 199V198H126ZM231 199V198H230ZM234 199V198H233ZM250 199V198H249ZM6 200V201H7ZM248 200V199H247ZM15 201V200H14ZM17 201V200H16ZM20 200H18V202H19ZM31 201V200H30ZM50 201V200H49ZM86 201V200H85ZM92 201H94V200H92ZM236 202L234 203V205H236V204H241V203H239L240 201L237 199V200H235ZM243 201H246V200H243ZM12 202V201H11ZM23 202V201H22ZM32 202H34V200L32 201ZM0 203H1V201H0ZM6 203V202H5ZM58 203V202H57ZM244 203V202H243ZM242 203V204H243ZM15 205H16V203H14ZM19 204H21V203H19ZM23 204V203H22ZM27 204V203H26ZM32 204V203H31ZM37 204H38V202H37ZM51 204V203H50ZM53 204V203H52ZM90 205L92 204V203H89ZM6 205V204H5ZM10 205V204H9ZM12 205V204H11ZM17 205H18V203H17ZM30 205V204H29ZM33 205V204H32ZM233 205V206H234ZM244 206H243V208H237V209H235V206H234V210H232L231 208H229V211H230V209H231V213H233V212H235V210H236V212H244V213H247V215H248V221H246V222H248V227H247V229H246V231L245 230H242V231H238V229H236V230H233V232L234 231H238V232H240V235H238V242H236L235 244H234V247H235V250H234V252H235V254H237V255H241L242 257H244V256H247L249 259H246L245 260V264H258L257 262H255L256 260H257V258L255 257L256 255H257V251L262 247V249H264V243L263 244H261V246L260 245H258L259 243H257L256 242V235H258L259 237H261V238H263L262 240H264V212H263V215L258 219V221H257V223H256V225L255 226H253V223H252V225H251V222H253L254 221V216L256 215L255 213L257 212V209H258V207L257 208H254V206L252 205V207L251 208H249V207H247V204H243ZM3 206V205H2ZM28 206V205H27ZM55 206H57V205H55ZM92 206V205H91ZM143 206V205H142ZM237 206V205H236ZM242 206V205H241ZM249 206H251V205H249ZM4 207V206H3ZM12 207V206H11ZM10 207V208H11ZM35 207V206H34ZM37 207V206H36ZM79 207V208H78ZM256 207V206H255ZM8 208V207H7ZM10 208H8L9 210H10ZM22 208V207H21ZM24 208V207H23ZM32 208V207H31ZM37 208H39V207H37ZM42 208V207H41ZM40 208V209H41ZM44 208V207H43ZM49 208V207H48ZM53 208V207H52ZM98 208V207H97ZM142 208V207H141ZM144 208V207H143ZM247 209V208H249V209H247L246 211L244 210V209ZM7 209V210H8ZM45 209V208H44ZM49 209H51V208H49ZM88 209V208H87ZM91 209V208H90ZM100 209V208H99ZM5 211H6V209H4ZM17 210V209H16ZM21 210V209H20ZM29 210H30V208H29ZM28 210V211H29ZM37 210V209H36ZM45 210H47V209H45ZM93 210H95V209H93ZM144 210V209H143ZM38 211V210H37ZM50 211V210H49ZM92 211V210H91ZM100 211V210H99ZM136 211H138V210H136ZM196 211V210H195ZM233 211V212H232ZM259 211V210H258ZM7 212V211H6ZM5 212V213H6ZM18 212V211H17ZM23 212H24V210H23ZM31 212V211H30ZM32 212H33V210H32ZM31 212V213H32ZM39 212V211H38ZM41 212V211H40ZM45 212V211H44ZM48 212V211H47ZM53 212V211H52ZM51 212V213H52ZM141 212V214H142V211H140ZM144 212V211H143ZM147 212V211H146ZM217 212V211H216ZM8 213V212H7ZM6 213V214H7ZM34 213V212H33ZM32 213V214H33ZM72 213V212H71ZM88 213V212H87ZM97 213V212H96ZM138 213H139V211H138ZM218 213V214H219ZM12 214V213H11ZM18 214V213H17ZM26 214V213H25ZM25 214H24V216H25ZM28 215H30L29 213H27ZM47 214V213H46ZM45 214V215H46ZM219 214V215H220ZM226 214V213H225ZM16 215V214H15ZM14 215V217H16ZM86 215V214H85ZM89 215V214H88ZM137 215V214H136ZM140 215V214H139ZM232 215V214H231ZM234 215H237V214H234ZM239 215V214H238ZM237 215V216H238ZM35 216V215H34ZM127 216V215H126ZM233 216V215H232ZM244 216H246V215H244ZM8 217V216H7ZM19 217V216H18ZM58 217H53V216H49L48 218L50 219V220H54V222L56 223L57 221L56 220H58V222L56 223V226H54V231H55V228L56 229H58L59 230V228L60 229H63V228H67V229H69V230H72V228L74 229V227H73V221L74 220H72V222L71 221H68V222H70L69 224H67L66 226L62 223L63 222V220H59L58 219ZM81 217H83V216H81ZM87 217V216H86ZM89 217V216H88ZM136 217V216H135ZM225 217V216H224ZM231 217V216H230ZM11 218H12V216H11ZM10 218V219H11ZM21 218H23V217H20L19 218V220L21 219ZM24 218H26V216L24 217ZM36 218H38L37 216H36ZM145 218V217H144ZM88 219V218H87ZM91 219H94V217L93 218H91ZM131 219H136V218H131ZM168 219V218H167ZM226 219H228L227 217H226ZM239 219H241V218H239ZM244 219H247L246 217L244 218ZM23 220V219H22ZM163 220V219H162ZM212 220V219H211ZM241 220H243V217H242V219ZM135 221V220H134ZM133 221V222H134ZM168 221V220H167ZM171 221H172V219H171ZM215 222H216V220H214ZM244 221V220H243ZM153 222H154V220H153ZM152 222V223H153ZM163 223H164V220L162 221ZM222 222H223V219H222ZM225 222V221H224ZM223 222V223H224ZM17 223V222H16ZM35 223V222H34ZM86 223H88V222H86ZM90 223V224H89ZM89 223L88 224H84L83 225V228L86 226V225H88L87 227L89 228L90 226H93V225H95V223L94 222H92V221H89ZM151 223V222H150ZM210 223V222H209ZM234 223H235V220H234ZM237 223H239V222H237ZM236 223V224H237ZM18 224V223H17ZM39 224V223H38ZM77 224V223H76ZM207 224H208V222H207ZM206 223H205V225H207ZM213 224V223H212ZM220 224H221V222H220ZM226 225H227V223H225ZM235 224V226H237ZM40 225V224H39ZM58 225H60V227L58 226ZM149 225V224H148ZM163 225V224H162ZM162 225L160 226V227H162ZM166 225V224H165ZM222 225V224H221ZM225 225V226H226ZM229 225V224H228ZM15 226V225H14ZM45 226V225H44ZM75 226V225H74ZM172 226H173V224H172ZM204 226V225H203ZM208 226V225H207ZM224 226V225H223ZM234 226V227H235ZM12 227V225L10 226V228ZM16 227V226H15ZM17 227H18V225H17ZM147 227V226H146ZM157 227V226H156ZM159 227V228H160ZM174 227V226H173ZM231 227V226H230ZM237 227H239V225L237 226ZM237 227H235V228H237ZM241 227H243V226H241ZM245 227H246V223H245ZM14 228V227H13ZM76 228V227H75ZM149 228V227H148ZM152 228V227H151ZM220 228L222 229V227L220 226ZM219 228V229H220ZM225 228V227H224ZM228 228V227H227ZM226 228V229H227ZM233 228V227H232ZM234 228V229H235ZM47 229V228H46ZM90 229V228H89ZM176 229H177V227H176ZM242 229V228H241ZM146 230V229H145ZM144 230V232H146ZM157 230H158V228H157ZM174 230V229H173ZM216 230V229H215ZM228 230V229H227ZM226 230V231H227ZM53 231V230H52ZM162 231V230H161ZM225 231V230H224ZM225 231V232H226ZM60 232H62V231H60ZM165 232V231H164ZM210 232V231H209ZM217 232H219V231H217ZM216 232V233H217ZM222 232V231H221ZM220 232V233H221ZM224 232V233H225ZM38 233V232H37ZM37 233H36V235H37ZM143 233V232H142ZM229 233V232H228ZM236 233V232H235ZM39 234H40V232H39ZM145 235H146V233H144ZM149 234V233H148ZM156 234H158V233H156ZM13 235V234H12ZM16 235V234H15ZM36 235H33L34 237L36 236ZM140 235V234H139ZM143 235V234H142ZM151 235V234H150ZM155 235V234H154ZM222 235V234H221ZM233 235H235V234H233ZM243 235H244V237H247V239H248V241H247V243H246V246L241 250V243H239V241L243 238ZM17 236V235H16ZM38 236V235H37ZM156 236V235H155ZM157 236H159V235H157ZM162 236V235H161ZM161 236H159V237H161ZM232 236V235H231ZM82 237H83V239H82ZM136 237V236H135ZM138 237V236H137ZM153 237V236H152ZM158 237V238H159ZM170 237H172V235L170 236ZM222 238H223V236H221ZM225 237V236H224ZM236 237H237V235H236ZM15 238H18V237H15ZM58 238V239H57ZM148 238H149V236H148ZM151 238V237H150ZM163 238V237H162ZM161 238V239H162ZM165 238H167V237H165ZM234 238V237H233ZM94 239V237H89V236H86L85 234H83V232H80V231H69V232H65V233H62V234H60L58 237H56V241H58L60 244H62V245H64L65 244V242L66 241H68V244H66V248H64L63 249V253L64 252H70L71 250H74L75 251V254L77 255V257L74 259V261L75 260H79L78 261V264H132L131 263V260H133L134 262L136 261V260H144L145 258L148 260V258H147V255L149 254L148 252H146V250H144L143 249V251H140L139 249V251H137V248H134V251L132 252V254H127L126 255V253H117V254H115V255H113L112 257H107V253L104 255V253H102L103 255H101V253L100 252H98V250L96 249V248H94L95 246H94V243H88L89 245H86V244H83V243H85V242H83V243H81L82 242V240H84V241H87V242H89V241H91V240H93ZM168 239V238H167ZM170 239V238H169ZM169 239H168V241H169ZM178 239V238H177ZM218 239H220V238H218ZM260 239V238H259ZM39 239H37V238H35V239H33L32 240V242L36 245V242L38 241ZM77 240V241H76ZM132 240V239H131ZM134 240V239H133ZM132 240V241H133ZM136 240V239H135ZM149 240H151V239H149ZM159 241H160V239H158ZM237 240V239H236ZM245 240V239H244ZM31 241V240H30ZM140 241V240H139ZM146 241H148V240H146ZM156 241V240H155ZM163 241V240H162ZM161 241V242H162ZM164 241H165V239H164ZM170 241H172V242H174L175 243V239H170ZM137 242V241H136ZM142 242H143V240H142ZM216 242V241H215ZM264 242V241H263ZM29 243V242H28ZM57 243V242H56ZM135 243V242H134ZM138 243V242H137ZM165 243V242H164ZM168 242L166 241V244H167ZM31 244V243H30ZM97 244V243H96ZM132 244H133V242H132ZM159 244V243H158ZM165 244V245H166ZM176 244V243H175ZM222 244V243H221ZM161 245H162V243H161ZM164 245V244H163ZM162 245V246H163ZM169 245V244H168ZM181 245V244H180ZM213 245V242H209L208 244H204L203 246H202V248L203 249H205V250H207V253H209V252H211L210 254L213 256V261L215 262V255H218V251L219 250H223V248H221V246L219 247V245L217 246V245H215V246H217L218 248L217 249H214V247L212 246ZM61 246V245H60ZM65 246V245H64ZM69 246V247H68ZM92 246H94V247H92ZM126 247H127V245H125ZM171 246V245H170ZM98 247V246H97ZM131 247V246H130ZM135 247V246H134ZM138 247V246H137ZM140 247V246H139ZM178 247V246H177ZM200 247V246H199ZM82 248H84L85 250H84V254H83V256H81L80 254H81V252H79ZM133 248V247H132ZM201 248V247H200ZM238 248H240V249H238ZM165 249V248H164ZM171 249H172V247H171ZM83 250V249H82ZM132 250V249H131ZM156 250V249H155ZM167 250V249H166ZM204 250V251H205ZM60 251H61V249H60ZM148 251V250H147ZM158 251H161V250H158ZM157 251V252H158ZM176 251H177V249H176ZM175 251V252H176ZM209 251V252H208ZM73 252V251H72ZM112 252V251H111ZM155 252V251H154ZM156 252V253H157ZM170 252V251H169ZM10 253V252H9ZM186 253V252H185ZM203 253V252H202ZM12 253H10V255H11ZM109 254V253H108ZM153 254V253H152ZM221 254V253H220ZM154 255V254H153ZM156 255V254H155ZM183 255V254H182ZM244 255V256H243ZM69 256V255H68ZM187 256V255H186ZM207 257V256H206ZM238 257V256H237ZM5 258V257H4ZM35 258V257H34ZM150 258V257H149ZM240 258V257H239ZM31 260V259H30ZM181 260V259H180ZM194 260V259H193ZM132 261V262H133ZM258 261V260H257ZM6 263V262H5ZM72 263V262H71ZM74 263V262H73ZM244 263V262H243ZM74 264H76V262L74 263ZM133 264H137L136 262L135 263H133ZM223 264V263H222Z\"/></svg>",
  "mask_w": 264,
  "mask_h": 264
}]
</instances>
